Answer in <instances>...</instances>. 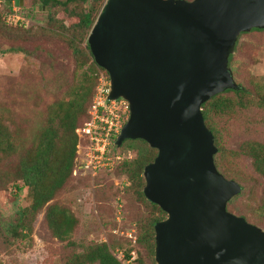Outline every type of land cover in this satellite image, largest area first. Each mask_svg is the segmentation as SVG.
I'll return each mask as SVG.
<instances>
[{
    "label": "water",
    "instance_id": "water-1",
    "mask_svg": "<svg viewBox=\"0 0 264 264\" xmlns=\"http://www.w3.org/2000/svg\"><path fill=\"white\" fill-rule=\"evenodd\" d=\"M253 29L264 30V0H105L90 30L108 100L129 105L114 145L157 151L142 175L144 198L166 215L154 226L155 264H264V231L227 211L242 188L217 171L201 113L241 89L228 60Z\"/></svg>",
    "mask_w": 264,
    "mask_h": 264
},
{
    "label": "trees",
    "instance_id": "trees-1",
    "mask_svg": "<svg viewBox=\"0 0 264 264\" xmlns=\"http://www.w3.org/2000/svg\"><path fill=\"white\" fill-rule=\"evenodd\" d=\"M37 1L47 11L60 10L66 17L73 20V23L65 26L48 14L46 28L33 32L32 29L8 24L6 16L0 14V36L10 44L1 53L27 56L29 52L22 45L29 44L41 35L57 36L67 41L75 65L74 72L81 71V73L80 75L74 73V77L68 81L65 80L57 87L58 90L62 89L61 94L44 104L38 127L28 146L23 142L16 144V140L7 132L0 110V190L9 185L15 186L18 192L26 188L29 198L27 207L17 208L12 216L0 218V254L17 243L30 244L36 218L43 213L44 226L50 238L59 242H68L66 245L68 250L61 257L64 264H121L111 251L112 247L107 243L87 245L77 252L75 244L72 241L69 242V239L78 227L79 220L65 204L56 200V197L72 180L88 178L81 174L73 176L78 144L75 131L88 121L87 111L94 94L97 75L99 73L107 75L95 64L87 44L90 30L105 0ZM12 2L14 0H3V5L5 8H10ZM262 31L264 30H251V32ZM232 55L228 60L229 68ZM239 86L241 87L239 90H226L211 98L202 105L201 113L217 148V154L214 156L217 171L225 179L235 181L242 188L241 193L227 204V211L233 212V215L239 213V216L251 225L262 226L264 225L262 220L264 218V188L261 190V206L258 208L250 205L242 208L234 207L232 211L230 208L235 201L243 199V194L249 188V181L254 179L253 176L264 179L263 143L257 140L245 141L235 149L226 145L227 127L233 116L253 108L264 111V84L254 82L251 90ZM42 88L46 89L44 85ZM39 97L42 101L41 96ZM14 137L18 139L16 133ZM128 142L136 143L134 147H127L134 152L135 156L131 161L116 166V170L119 168L118 170L131 182V186L126 188V194L133 201L132 209L136 210L135 243L147 253L150 264H155L154 226L164 220L166 215L160 208L144 198L145 182L142 174L144 168L155 159L157 151L149 148L141 140H128ZM11 156H15L12 163L1 165ZM245 161H248V164ZM103 174H100L98 178ZM18 182L22 183L21 187L16 186ZM98 196L102 199L100 193ZM116 247L122 249L120 245ZM70 249L72 251H69ZM131 252V249L125 250V254L123 253L125 258L129 259ZM138 263L143 264L141 260H138Z\"/></svg>",
    "mask_w": 264,
    "mask_h": 264
},
{
    "label": "rangeland",
    "instance_id": "rangeland-1",
    "mask_svg": "<svg viewBox=\"0 0 264 264\" xmlns=\"http://www.w3.org/2000/svg\"><path fill=\"white\" fill-rule=\"evenodd\" d=\"M18 4L16 6L12 2L10 8H5L3 0H0V14L8 16V22L12 26L37 32L46 28L48 14L65 26L73 23L60 10L47 11L37 0H18ZM9 45L0 36V110L7 132L16 140V144L23 142L28 146L38 127L44 104L61 94L62 89L58 90L57 87L74 77L75 65L67 41L57 36L41 35L29 44L22 45L29 52L27 56L2 54ZM230 69L235 82L249 90L254 82L264 84V31H250L239 36ZM80 73L81 71H76L75 74ZM43 85L46 89L42 88ZM227 128L226 145L232 149L250 140L264 144V111L255 108L243 111L231 118ZM15 133L18 139L14 137ZM134 145L136 143L127 141L120 149L126 151L129 149L127 147ZM14 159L15 156H11L1 165L12 163ZM245 162L248 164V161ZM118 169L106 172L99 178L82 177L72 180L56 197L79 220L69 242L75 244L77 252L87 245L107 243L117 257L131 249L135 258L133 264H139L138 260L143 264H150L147 253L135 243L136 210L132 209L133 201L126 194V188L131 186V182ZM253 177L243 199L235 201L230 207L231 211L234 207L261 206L264 179ZM16 186L21 187L22 183L18 182ZM99 193L102 199L98 198ZM27 195L26 188L21 192L12 185L1 189L0 218L10 217L17 208L27 207ZM236 214L240 217L239 213ZM262 220L264 222V218ZM252 225L264 231V225ZM67 243L50 238L41 213L34 223L31 243H17L5 250L0 254V264H64L61 257L68 250ZM116 245H120L122 249H118Z\"/></svg>",
    "mask_w": 264,
    "mask_h": 264
},
{
    "label": "built area",
    "instance_id": "built-area-1",
    "mask_svg": "<svg viewBox=\"0 0 264 264\" xmlns=\"http://www.w3.org/2000/svg\"><path fill=\"white\" fill-rule=\"evenodd\" d=\"M9 17H6L8 22ZM110 81L108 75L99 73L91 104L88 108V121L78 128L76 146L77 158L73 176L81 174L96 178L102 173L111 172L123 162L131 161L132 150L121 151L115 140L129 118V105L123 99L108 100ZM121 264H133V253L127 259L120 253Z\"/></svg>",
    "mask_w": 264,
    "mask_h": 264
}]
</instances>
